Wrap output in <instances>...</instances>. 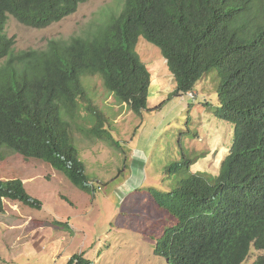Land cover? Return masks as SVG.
<instances>
[{
	"label": "trees",
	"instance_id": "obj_1",
	"mask_svg": "<svg viewBox=\"0 0 264 264\" xmlns=\"http://www.w3.org/2000/svg\"><path fill=\"white\" fill-rule=\"evenodd\" d=\"M85 1L0 0V160L3 146H9L46 160L79 188L90 189L72 128L116 141L82 77L101 75L115 98L142 114L153 79L137 51L144 36L161 49L176 83L173 94L194 90L217 69L216 113L235 126L218 174L190 172L156 193L177 218L156 252L168 264H242L254 247L263 252L253 264H264V0H125L119 13L84 35L15 51L6 32L10 15L45 27ZM89 118L93 123L84 125ZM190 163L184 156L169 168L181 172ZM5 199L42 207L21 178L0 179V212ZM75 263L94 264L84 253L68 260Z\"/></svg>",
	"mask_w": 264,
	"mask_h": 264
},
{
	"label": "rangeland",
	"instance_id": "obj_2",
	"mask_svg": "<svg viewBox=\"0 0 264 264\" xmlns=\"http://www.w3.org/2000/svg\"><path fill=\"white\" fill-rule=\"evenodd\" d=\"M124 1L87 0L74 13L45 27L24 24L10 15L6 32L14 38L17 52L45 49L51 39L84 35L109 14L119 13ZM137 51L152 73L153 86L162 88L158 95H150L142 114L115 98L101 75L82 77L93 101L108 116V131L116 141L72 128L90 189L79 188L42 158L3 146L0 178H23L42 207L5 199L0 212V264H68L81 253L94 264H168L156 245L177 218L158 203L156 193L170 190L190 172L218 174L231 149L235 126L216 113L217 69L197 83L196 98H183L173 94L176 83L161 49L141 36ZM91 123L92 118L84 121ZM184 156L190 165L171 172L169 167ZM27 219H34L30 226L12 229L8 224ZM262 252L253 247L242 264H253Z\"/></svg>",
	"mask_w": 264,
	"mask_h": 264
},
{
	"label": "crops",
	"instance_id": "obj_3",
	"mask_svg": "<svg viewBox=\"0 0 264 264\" xmlns=\"http://www.w3.org/2000/svg\"><path fill=\"white\" fill-rule=\"evenodd\" d=\"M153 81H154V79H152V84H151V86H150V94H149V99H150V95H152V96H156V95H158L159 93H161L162 92V88L160 87V86H158L157 87V89H156V87L155 86H153ZM21 179H23V178H21ZM24 180V179H23ZM12 201V200H11ZM18 206V205H17ZM19 207V206H18ZM30 220V222L28 221V219L27 220H25V221H22L21 223H19V222H17V223H15L14 221H9V225H10V227L12 228V229H14V228H20L19 226H23V224H25V223H27V226H30V224H31V222H33V220L34 219H29ZM34 225H36V223L34 224ZM36 226H34V228H35Z\"/></svg>",
	"mask_w": 264,
	"mask_h": 264
},
{
	"label": "clouds",
	"instance_id": "obj_4",
	"mask_svg": "<svg viewBox=\"0 0 264 264\" xmlns=\"http://www.w3.org/2000/svg\"><path fill=\"white\" fill-rule=\"evenodd\" d=\"M189 92H192V93H194V94H195V96H194V97H190V98H196V96H197V93H196L195 91H193V90H191V91H187V92H186V93H185V94H184L182 97H183V98H187V97H189V96H188V93H189ZM0 179H1V178H0ZM9 200H10V199H9Z\"/></svg>",
	"mask_w": 264,
	"mask_h": 264
},
{
	"label": "built area",
	"instance_id": "obj_5",
	"mask_svg": "<svg viewBox=\"0 0 264 264\" xmlns=\"http://www.w3.org/2000/svg\"><path fill=\"white\" fill-rule=\"evenodd\" d=\"M188 96H189V97H194V96H195V94H194V93H192V92H189V93H188Z\"/></svg>",
	"mask_w": 264,
	"mask_h": 264
}]
</instances>
